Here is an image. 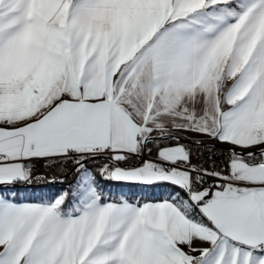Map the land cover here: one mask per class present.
<instances>
[{
    "label": "snow or ice",
    "instance_id": "1",
    "mask_svg": "<svg viewBox=\"0 0 264 264\" xmlns=\"http://www.w3.org/2000/svg\"><path fill=\"white\" fill-rule=\"evenodd\" d=\"M0 264H264V0H0Z\"/></svg>",
    "mask_w": 264,
    "mask_h": 264
},
{
    "label": "trees",
    "instance_id": "2",
    "mask_svg": "<svg viewBox=\"0 0 264 264\" xmlns=\"http://www.w3.org/2000/svg\"><path fill=\"white\" fill-rule=\"evenodd\" d=\"M69 180H71V177L69 178Z\"/></svg>",
    "mask_w": 264,
    "mask_h": 264
}]
</instances>
